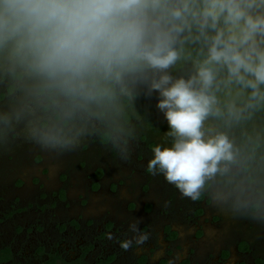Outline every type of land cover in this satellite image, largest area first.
Segmentation results:
<instances>
[{"label": "clouds", "instance_id": "9594fccd", "mask_svg": "<svg viewBox=\"0 0 264 264\" xmlns=\"http://www.w3.org/2000/svg\"><path fill=\"white\" fill-rule=\"evenodd\" d=\"M0 86V149L63 155L98 136L122 160L135 100L158 92L172 146L147 172L264 224V0H0Z\"/></svg>", "mask_w": 264, "mask_h": 264}, {"label": "flooded vegetation", "instance_id": "af4514ba", "mask_svg": "<svg viewBox=\"0 0 264 264\" xmlns=\"http://www.w3.org/2000/svg\"><path fill=\"white\" fill-rule=\"evenodd\" d=\"M159 99L135 100L142 119L128 160L98 136L63 155L22 137L0 149V264H264V224L182 197L147 172L152 148L172 146ZM142 231L149 240L135 246Z\"/></svg>", "mask_w": 264, "mask_h": 264}, {"label": "rangeland", "instance_id": "374dc122", "mask_svg": "<svg viewBox=\"0 0 264 264\" xmlns=\"http://www.w3.org/2000/svg\"><path fill=\"white\" fill-rule=\"evenodd\" d=\"M159 110V109H158ZM158 115H159V118H160V121L161 122H166L167 120H166V117L164 116V113L162 112V111H158ZM161 145V144H160ZM162 145H167V143H162Z\"/></svg>", "mask_w": 264, "mask_h": 264}, {"label": "trees", "instance_id": "16d2710c", "mask_svg": "<svg viewBox=\"0 0 264 264\" xmlns=\"http://www.w3.org/2000/svg\"><path fill=\"white\" fill-rule=\"evenodd\" d=\"M174 72H176V71L174 70ZM176 74L178 75V72H176ZM179 74H180V73H179ZM187 74H188V73H187V71H186V72H185V76H187Z\"/></svg>", "mask_w": 264, "mask_h": 264}]
</instances>
